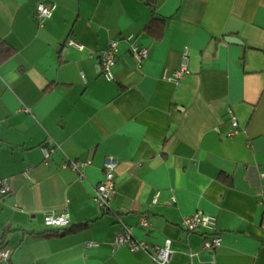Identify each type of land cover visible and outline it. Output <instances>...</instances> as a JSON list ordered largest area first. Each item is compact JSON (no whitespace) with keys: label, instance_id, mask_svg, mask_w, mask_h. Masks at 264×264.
I'll use <instances>...</instances> for the list:
<instances>
[{"label":"crops","instance_id":"0c3cea01","mask_svg":"<svg viewBox=\"0 0 264 264\" xmlns=\"http://www.w3.org/2000/svg\"><path fill=\"white\" fill-rule=\"evenodd\" d=\"M41 2L56 8L39 24ZM153 8L160 39L144 31L153 12L141 0H0V42L15 50L0 62V179L12 187L0 238L7 231L12 264H154L113 246L126 228L152 253L171 239L169 264H264V0ZM109 40L110 81L99 57ZM131 40L148 50L140 64ZM184 51L188 72L172 80ZM108 156L118 165L104 210L93 192ZM72 160L90 163L77 171ZM197 210L216 218L213 250L203 231L180 226ZM48 211L80 228L43 235Z\"/></svg>","mask_w":264,"mask_h":264},{"label":"built area","instance_id":"2783aa9c","mask_svg":"<svg viewBox=\"0 0 264 264\" xmlns=\"http://www.w3.org/2000/svg\"><path fill=\"white\" fill-rule=\"evenodd\" d=\"M56 8L55 3H38L35 8V15L39 20V24H42L45 20L49 19ZM131 38H128L130 40ZM132 41V40H131ZM69 45H73L79 49L83 46L74 41L68 42ZM131 53L134 58L140 64L148 55L147 48L138 45L134 40L130 46ZM101 73L103 77L110 81L113 80V67L117 60V41L109 40L106 47L99 51ZM189 57L186 51L182 54V60L179 68L171 75L172 80H179L184 74L188 72ZM231 124L233 128L237 126V120L235 117L231 118ZM235 132L233 129L229 135ZM52 149L43 148V153L46 159L49 158ZM89 160L80 161L72 160L66 165L74 170L79 171L82 167L89 164ZM118 162L114 156H108L103 164V178L95 186L93 192V200L102 209L106 210L109 207V202L112 195L116 190L115 175ZM12 192V187L6 179H0V200ZM157 199V194L154 197L153 202ZM174 199V198H173ZM175 201V200H174ZM44 222L52 229H64L71 223L70 215L67 211H48L44 214ZM140 225L147 228L149 221L146 216H141ZM216 218L210 214L197 210L192 214L185 216L180 222V226L187 231H203L202 247L204 249L213 250L221 244V236L216 227ZM112 243L114 247L126 245L131 251L143 250L153 260L154 264H169L173 250L171 248V239L167 238L163 244L155 247V252L152 253L148 250V246L145 242L136 240L129 228L121 234H115ZM88 247L97 246L96 243L89 242ZM0 264H12L11 250L5 246H0Z\"/></svg>","mask_w":264,"mask_h":264},{"label":"trees","instance_id":"16d2710c","mask_svg":"<svg viewBox=\"0 0 264 264\" xmlns=\"http://www.w3.org/2000/svg\"><path fill=\"white\" fill-rule=\"evenodd\" d=\"M143 2H145L146 4H149L153 15L152 18L150 19V21L145 25L144 27V31L149 34L154 36L156 39H160L162 37V32L164 29V20L161 18H158L155 16V10L153 8V3L154 0H141ZM15 53V50L13 47H11L10 45L6 44L5 42H0V62L3 60L8 59L9 57H11L13 54ZM84 227V226H83ZM80 227H69V228H64V229H53L51 231H45L43 233V235L45 236H61L64 235L68 232H72L76 229H79ZM5 231L3 233V235L1 236V242H0V246L3 245L2 240L5 238L6 235Z\"/></svg>","mask_w":264,"mask_h":264},{"label":"water","instance_id":"95a60500","mask_svg":"<svg viewBox=\"0 0 264 264\" xmlns=\"http://www.w3.org/2000/svg\"><path fill=\"white\" fill-rule=\"evenodd\" d=\"M228 40H229V41H237V40H235V39H233V38H228Z\"/></svg>","mask_w":264,"mask_h":264}]
</instances>
